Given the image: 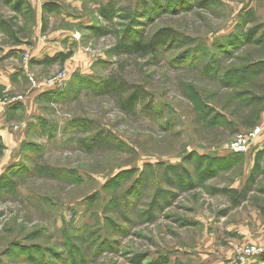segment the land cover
<instances>
[{"label": "rangeland", "instance_id": "374dc122", "mask_svg": "<svg viewBox=\"0 0 264 264\" xmlns=\"http://www.w3.org/2000/svg\"><path fill=\"white\" fill-rule=\"evenodd\" d=\"M27 1L0 0V264H226L264 249V145L225 150L264 128V0Z\"/></svg>", "mask_w": 264, "mask_h": 264}, {"label": "trees", "instance_id": "16d2710c", "mask_svg": "<svg viewBox=\"0 0 264 264\" xmlns=\"http://www.w3.org/2000/svg\"><path fill=\"white\" fill-rule=\"evenodd\" d=\"M6 3H9V4H13L12 8L13 10L16 12V13H20L22 11V9H26L27 11H29V3L27 0H4ZM55 8H58L55 4H52V3H45L43 5V10H48L50 12H53L55 10ZM43 31H44V26L45 24L43 23ZM258 27L254 28L253 30H251L250 32L246 33L244 35V38H245V41L247 43H251V42H255V43H258L259 40H255V35L256 33L258 32ZM169 31L167 30H162L160 32V35H162L163 37L167 38V34H168ZM158 36H155L154 40L158 39ZM155 43L153 41L149 42V43H140V42H133V43H130L129 45H123V50L129 54H147L148 52L152 51L153 48L155 47ZM70 55H58L56 58H50V59H45L44 63L45 64H51L53 62H56V61H64L66 58H68ZM116 84V81L115 80H109L106 84H104L101 88V94L102 93H111L112 90L115 88L114 85ZM136 97L135 95H130L126 100H124L122 103H121V108L123 111L125 112H130L131 109L133 108L134 104L136 103ZM2 150H3V146L1 144V139H0V154L2 153ZM10 184H6L5 186H8ZM222 192H227V191H222ZM240 203V201L236 200L234 202V205H238Z\"/></svg>", "mask_w": 264, "mask_h": 264}, {"label": "built area", "instance_id": "2783aa9c", "mask_svg": "<svg viewBox=\"0 0 264 264\" xmlns=\"http://www.w3.org/2000/svg\"><path fill=\"white\" fill-rule=\"evenodd\" d=\"M263 129L255 126L247 132L238 133L226 146L225 150L233 155L249 153L256 139L262 134ZM264 249L256 245H244L235 251L231 260L226 264H248L250 260L256 259L263 253Z\"/></svg>", "mask_w": 264, "mask_h": 264}, {"label": "crops", "instance_id": "0c3cea01", "mask_svg": "<svg viewBox=\"0 0 264 264\" xmlns=\"http://www.w3.org/2000/svg\"><path fill=\"white\" fill-rule=\"evenodd\" d=\"M30 2V1H29ZM261 124H264V113L261 115ZM260 126V125H259ZM261 128L263 129V132H264V128L261 126ZM262 132V134H263ZM262 134L256 139V141L254 142L250 152H252V150H255L254 153H258L259 150H262V147H263V142L261 141V136ZM261 137V138H260ZM262 142V143H261ZM249 152V153H250ZM241 203H239L238 205H234L233 207H238ZM257 246V245H256Z\"/></svg>", "mask_w": 264, "mask_h": 264}]
</instances>
